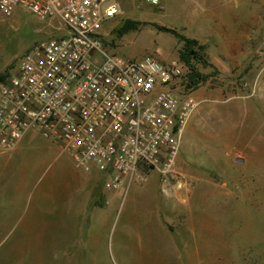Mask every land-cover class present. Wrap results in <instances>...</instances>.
Segmentation results:
<instances>
[{"label":"rangeland","instance_id":"obj_1","mask_svg":"<svg viewBox=\"0 0 264 264\" xmlns=\"http://www.w3.org/2000/svg\"><path fill=\"white\" fill-rule=\"evenodd\" d=\"M118 2L102 28L108 50L184 64L182 95L198 101L176 165L188 184L166 197L147 170L112 191L37 134L0 154V264H264V0ZM127 19L138 24L120 35ZM46 24L22 9L0 16L2 75L36 40L59 33ZM155 25L197 40L194 70L183 40ZM20 176L31 181L24 202ZM87 176L95 191L86 206L76 181Z\"/></svg>","mask_w":264,"mask_h":264},{"label":"built area","instance_id":"obj_2","mask_svg":"<svg viewBox=\"0 0 264 264\" xmlns=\"http://www.w3.org/2000/svg\"><path fill=\"white\" fill-rule=\"evenodd\" d=\"M118 1L0 0L3 18L22 9L59 32L36 40L0 80V151L36 128L79 168L97 170L106 189L150 170L161 193L177 197L188 184L176 166L182 135L198 101L182 95L179 59L123 57L103 45Z\"/></svg>","mask_w":264,"mask_h":264},{"label":"trees","instance_id":"obj_3","mask_svg":"<svg viewBox=\"0 0 264 264\" xmlns=\"http://www.w3.org/2000/svg\"><path fill=\"white\" fill-rule=\"evenodd\" d=\"M137 24H138V22H135V20L127 19V20H124L122 22V24L116 29V31L120 35H122L123 33L127 32L128 30L135 28ZM155 27L157 29H159V30L172 32L175 36H177L181 40H183V47L180 50L181 57H182L183 61L189 66V69L191 71L194 70V64H192V62L190 60H192V58H194L195 60H198V59L201 58V54H200L199 50H197V48H195V46L197 44V42H196L197 40L196 39H192V37H187V36H185L183 34H180V33L175 31L171 27H166V26H163V25H155ZM102 42H103V45H104V37L102 39ZM199 48H201V46H199L198 49ZM7 75L8 74H6L4 76V75H2V73H0V80L1 81L4 80V78ZM195 82H196V80L193 77L188 82H186L185 86L187 88H189V87L191 88L192 85L195 84Z\"/></svg>","mask_w":264,"mask_h":264},{"label":"crops","instance_id":"obj_4","mask_svg":"<svg viewBox=\"0 0 264 264\" xmlns=\"http://www.w3.org/2000/svg\"><path fill=\"white\" fill-rule=\"evenodd\" d=\"M37 134H38V136H41L39 131H38V129H36V128L30 129L28 132H26L24 134L22 139L17 143L16 147L13 150L6 151V152L0 151V154H4V155L6 154L8 157L12 156L17 150L22 149L24 147V145H26V143L32 141L36 137ZM52 143L53 144H57V143H54V142H52ZM22 165H24V162H22ZM77 180H78V181H76L77 184L78 183L81 184V188L79 187L80 190H78V191L79 192L80 191L85 192L84 202H86V206L89 205V202L92 205L93 204V199H94L95 187L92 186L91 190L89 192L90 184H88V181H89V177L88 176L87 177H80ZM15 185H16V187H17L16 189H18L19 193H22V196L20 197L21 202H24V200H25V190H26V192L29 191V188L31 187V181L29 180V183H26V180L25 179L23 180L22 177L20 176L19 178L15 179ZM28 199H29V197H28Z\"/></svg>","mask_w":264,"mask_h":264}]
</instances>
